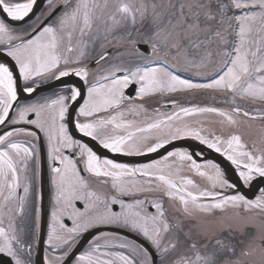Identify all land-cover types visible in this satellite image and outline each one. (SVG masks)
Listing matches in <instances>:
<instances>
[{
  "label": "snow or ice",
  "instance_id": "snow-or-ice-1",
  "mask_svg": "<svg viewBox=\"0 0 264 264\" xmlns=\"http://www.w3.org/2000/svg\"><path fill=\"white\" fill-rule=\"evenodd\" d=\"M36 4L0 0V126L8 129L0 134V254L8 264H35L39 134L52 188L44 264H264V190L229 194L241 186L217 164L175 146L139 167L102 159L70 133L77 87L18 102L19 80L31 96L44 81L78 77L87 99L74 127L84 137L123 156L191 138L251 187L264 178V0H45L27 27L12 23ZM181 95L229 107L184 105ZM149 98L159 105L151 111Z\"/></svg>",
  "mask_w": 264,
  "mask_h": 264
},
{
  "label": "flooded vegetation",
  "instance_id": "flooded-vegetation-1",
  "mask_svg": "<svg viewBox=\"0 0 264 264\" xmlns=\"http://www.w3.org/2000/svg\"><path fill=\"white\" fill-rule=\"evenodd\" d=\"M44 3H45V1L43 2V4H41L39 6L38 9H36L37 4H38V0H37V4L35 6L33 14H30L29 17H26L25 21H17V22H12V23L14 25L27 27L28 22L33 21L36 16H39L41 14V10L44 8ZM17 30H22V29L18 27ZM89 67L90 68L94 67V65L90 62ZM23 87H24L23 81L19 80L18 81V94H19V101L18 102L20 104L32 103V102L39 100L43 97L53 96L57 93H65L68 90H70L71 87L79 88L81 90V93H82V98H79L76 101V103L72 105V107L74 106L73 109L71 108L72 110L70 109L69 116H70V120L72 121V123L69 126V130L75 139L81 141L82 143L88 145L91 148L89 142L86 141V139H89V140H91V139L88 137H84L74 127V122L76 119V113L78 112L79 106L82 105L84 99H87V85H85L83 83V81H80L79 78L75 77V76L63 77L60 80L51 79L48 81H44V82L40 83V86L37 89V91L35 93H33L31 96H29V94L23 92ZM135 90H136V86L132 85L126 90V94L134 97L135 96ZM162 99L167 100L168 98L165 97ZM179 99H180V103L184 104V105H188L189 103H191V104H200L202 106L203 105H215L217 107H224V108L229 107L226 104L217 103L216 101L193 102V98L190 99V98H187L184 96H180ZM146 103L148 104L150 111L153 107L159 106L155 103V98H149L146 101ZM161 110L163 111L165 109L162 108ZM129 118L131 119L133 117H129ZM24 127L31 128V126H24ZM6 130H8V129H5L4 126H0V134H2ZM76 134L81 136V137H77ZM39 135H40V140L37 142L39 168H38V176L36 178L34 188L42 197L38 201V206L41 209V231L38 235V243L35 245L32 259L35 262V264H44V258L47 256V252H48V249H47V231H48V224L50 222V212H51V207H52V203H51L52 188H51V183H50V175L51 174H50L49 161H48L47 143L43 137V134H39ZM19 139H24V137H19ZM180 141L185 142L187 144H190L191 146H193V144L205 146V145H202L198 141L193 140L191 138H186V139H183ZM91 142L97 144V146H99L103 150L109 152L108 150L104 149L101 145H99L98 142L93 141V140H91ZM176 142H178V141H176ZM185 151L190 152L187 149ZM109 153H111V152H109ZM125 157L134 158L137 156H125ZM130 166H134V165H130ZM197 179H199V178H197ZM247 188H249V187H247ZM234 191H235V189L228 190L229 194H231ZM259 193H258V195H259ZM114 231L117 233L127 235L128 237L134 239L135 241H137L141 244L147 243L146 241L143 240L142 237L136 236L135 234L130 233V232H125V230H123V229H115ZM86 237H87V239H86ZM91 238H92L91 232L85 234V236L82 238L80 243L75 248V251H76L77 248L81 245L80 246L81 250L76 254L77 256L79 254H81L84 250L87 249L88 242L90 241ZM84 240H85V242H84ZM70 259H71V257L69 258V260ZM8 260H9L8 257H5L2 254H0V263L1 264H8ZM71 264H75L74 259L71 260Z\"/></svg>",
  "mask_w": 264,
  "mask_h": 264
},
{
  "label": "water",
  "instance_id": "water-1",
  "mask_svg": "<svg viewBox=\"0 0 264 264\" xmlns=\"http://www.w3.org/2000/svg\"><path fill=\"white\" fill-rule=\"evenodd\" d=\"M43 2H44V0H39L36 9H38L39 6L41 4H43ZM174 146L176 148H182L185 145L182 143H176L174 145H170L167 149L161 150L160 153L151 154L150 156H141V157L134 158V159H126V158H123L119 155H115V156L111 155L110 156V155H107V153H105L106 154L105 156H108V158L113 159L117 162H125V163L127 162L129 164L131 163V164H135V165H140V164H145V163L151 162L152 160H155V159H159L161 157V154L165 153L166 151L173 150ZM194 148L195 147L193 146V149ZM92 149L95 151V153L103 156L101 153L102 150L98 146H95V144L92 146ZM197 149L201 150L205 153L206 160L216 163L226 173V176L228 177L230 183L237 185V186H241V187H238L237 190L246 193L245 190L243 189L241 183L239 182L235 172L232 170V168L224 160L219 158L216 154H214L211 151L205 150L203 148H200V149L197 148ZM257 182H259V183L254 184V186L256 187V190L259 189V186H260V184H262L264 182V179H259ZM248 198H250V197L248 196Z\"/></svg>",
  "mask_w": 264,
  "mask_h": 264
},
{
  "label": "rangeland",
  "instance_id": "rangeland-1",
  "mask_svg": "<svg viewBox=\"0 0 264 264\" xmlns=\"http://www.w3.org/2000/svg\"><path fill=\"white\" fill-rule=\"evenodd\" d=\"M193 101L194 102H211V101H213L212 99H210L208 96H198V97H196V98H193ZM217 127H218V125H217ZM224 157V156H223ZM225 158V157H224ZM226 159V158H225ZM227 160V159H226ZM228 161V160H227ZM230 164H231V162L230 161H228Z\"/></svg>",
  "mask_w": 264,
  "mask_h": 264
},
{
  "label": "bare ground",
  "instance_id": "bare-ground-1",
  "mask_svg": "<svg viewBox=\"0 0 264 264\" xmlns=\"http://www.w3.org/2000/svg\"><path fill=\"white\" fill-rule=\"evenodd\" d=\"M233 167H235V166H233Z\"/></svg>",
  "mask_w": 264,
  "mask_h": 264
}]
</instances>
